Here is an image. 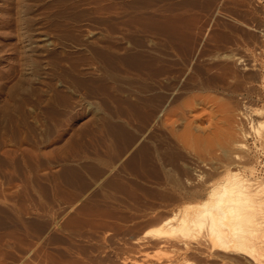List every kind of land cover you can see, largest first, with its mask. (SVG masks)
<instances>
[{"label":"rangeland","instance_id":"374dc122","mask_svg":"<svg viewBox=\"0 0 264 264\" xmlns=\"http://www.w3.org/2000/svg\"><path fill=\"white\" fill-rule=\"evenodd\" d=\"M252 110L264 0H0V264H203L201 232L143 234L228 135L252 154Z\"/></svg>","mask_w":264,"mask_h":264},{"label":"bare ground","instance_id":"6f19581e","mask_svg":"<svg viewBox=\"0 0 264 264\" xmlns=\"http://www.w3.org/2000/svg\"><path fill=\"white\" fill-rule=\"evenodd\" d=\"M243 67L248 69L246 65ZM179 114L177 117L182 115ZM243 117L250 120L254 133V144L252 143L254 149L251 154L253 156L244 143L237 144L233 139V133L220 142L224 156L216 158L214 166L211 164L208 166L205 154L202 157L196 154L198 162L208 166V172L205 175H198V184L193 186V190L199 193L201 202L186 205L176 212L173 220L175 219L177 224L173 225L170 223L171 219H167L158 229L144 233L143 237L147 235L154 239L165 235L187 237L193 232L196 234L201 232L203 241L200 247L203 250L199 247V251L196 250L195 253L203 264H235L238 260H253L255 263L258 261L264 264V261L256 260L255 255L253 256L259 249L256 248L257 240L260 239L257 238L258 233L259 235L262 231L264 233V171L258 170V166L262 164V161H259L260 155H264V115L262 110H252L244 113ZM239 134L243 139L247 137L244 132ZM193 139L194 134L191 133L190 127L186 126L177 143L183 149L192 151ZM235 146L240 152L238 149L236 152L230 150L231 147L235 149ZM195 168L199 167L194 165L193 169ZM162 226H166L165 229H162ZM183 239L185 241V238L179 241L182 240L183 251L188 252L190 248ZM261 255L260 257L264 258V255Z\"/></svg>","mask_w":264,"mask_h":264}]
</instances>
